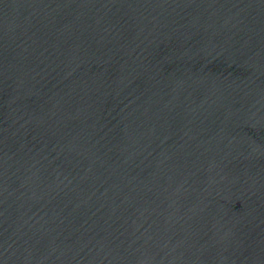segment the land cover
Wrapping results in <instances>:
<instances>
[{
    "label": "water",
    "instance_id": "water-1",
    "mask_svg": "<svg viewBox=\"0 0 264 264\" xmlns=\"http://www.w3.org/2000/svg\"><path fill=\"white\" fill-rule=\"evenodd\" d=\"M0 264H264V0H0Z\"/></svg>",
    "mask_w": 264,
    "mask_h": 264
}]
</instances>
